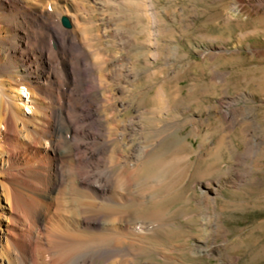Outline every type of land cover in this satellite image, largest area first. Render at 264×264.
Returning a JSON list of instances; mask_svg holds the SVG:
<instances>
[{
  "label": "rangeland",
  "instance_id": "obj_1",
  "mask_svg": "<svg viewBox=\"0 0 264 264\" xmlns=\"http://www.w3.org/2000/svg\"><path fill=\"white\" fill-rule=\"evenodd\" d=\"M24 1L63 14L72 23L61 20L64 30L82 29L98 45L86 50L104 69L103 88L90 68L86 95L113 123L115 153L101 172L115 176L120 208L99 199L105 214L88 229L70 195L58 217L74 231L128 236L97 263L264 264V0ZM28 20L20 8L0 24ZM30 27L35 44L43 28ZM159 92L161 109L152 101ZM22 96L31 103L26 88Z\"/></svg>",
  "mask_w": 264,
  "mask_h": 264
},
{
  "label": "bare ground",
  "instance_id": "obj_2",
  "mask_svg": "<svg viewBox=\"0 0 264 264\" xmlns=\"http://www.w3.org/2000/svg\"><path fill=\"white\" fill-rule=\"evenodd\" d=\"M11 2L0 0V20L20 8L29 20L20 28L8 21L0 24L5 31L0 33V77L8 83L6 89L0 87V264H98L117 254L126 234L74 231L58 219L70 195L74 198L67 205L88 229L98 228L105 214L99 199L111 203L106 206L110 212L120 208L112 194L115 176L101 172L115 153L113 123L104 122L103 103L86 95L90 68L93 84L103 88L104 69L88 54L98 45L88 44L82 29L64 30L63 14L57 11L28 7L24 0ZM30 25L43 28L35 44ZM25 88L30 104L23 100ZM163 98L164 93H156L153 104L161 109ZM26 108L33 109L31 118L23 117ZM124 259L109 264H134Z\"/></svg>",
  "mask_w": 264,
  "mask_h": 264
},
{
  "label": "water",
  "instance_id": "obj_3",
  "mask_svg": "<svg viewBox=\"0 0 264 264\" xmlns=\"http://www.w3.org/2000/svg\"><path fill=\"white\" fill-rule=\"evenodd\" d=\"M62 23H63V26L67 29H71L72 28V23L70 21V19L68 17H63L62 19Z\"/></svg>",
  "mask_w": 264,
  "mask_h": 264
}]
</instances>
